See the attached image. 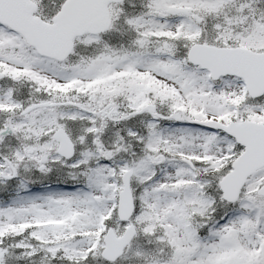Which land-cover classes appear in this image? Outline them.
<instances>
[{"label": "snow or ice", "instance_id": "1", "mask_svg": "<svg viewBox=\"0 0 264 264\" xmlns=\"http://www.w3.org/2000/svg\"><path fill=\"white\" fill-rule=\"evenodd\" d=\"M0 264H264V0H0Z\"/></svg>", "mask_w": 264, "mask_h": 264}]
</instances>
